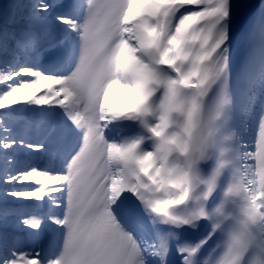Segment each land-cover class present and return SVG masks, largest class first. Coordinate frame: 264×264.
<instances>
[{
	"label": "snow or ice",
	"instance_id": "snow-or-ice-1",
	"mask_svg": "<svg viewBox=\"0 0 264 264\" xmlns=\"http://www.w3.org/2000/svg\"><path fill=\"white\" fill-rule=\"evenodd\" d=\"M0 264H264V0H0Z\"/></svg>",
	"mask_w": 264,
	"mask_h": 264
},
{
	"label": "rangeland",
	"instance_id": "rangeland-1",
	"mask_svg": "<svg viewBox=\"0 0 264 264\" xmlns=\"http://www.w3.org/2000/svg\"><path fill=\"white\" fill-rule=\"evenodd\" d=\"M1 111V110H0Z\"/></svg>",
	"mask_w": 264,
	"mask_h": 264
}]
</instances>
